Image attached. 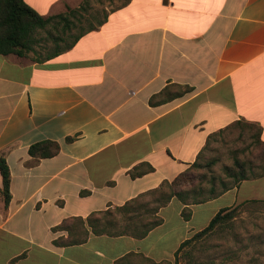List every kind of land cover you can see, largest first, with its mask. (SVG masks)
<instances>
[{"label":"crops","instance_id":"obj_1","mask_svg":"<svg viewBox=\"0 0 264 264\" xmlns=\"http://www.w3.org/2000/svg\"><path fill=\"white\" fill-rule=\"evenodd\" d=\"M80 1L24 0L41 17ZM117 1L49 59L0 54V157L9 174L0 264H175L179 243L219 208L264 198L250 192L263 175L199 203L169 198L141 238L90 232L88 215L162 187L235 122L258 126L264 142V0ZM43 140L56 154L28 155ZM155 196L140 202L150 207ZM72 217L85 239L54 245L66 236L54 229L63 219L82 237Z\"/></svg>","mask_w":264,"mask_h":264},{"label":"trees","instance_id":"obj_2","mask_svg":"<svg viewBox=\"0 0 264 264\" xmlns=\"http://www.w3.org/2000/svg\"><path fill=\"white\" fill-rule=\"evenodd\" d=\"M127 1H120V5ZM91 2L92 0H81L74 8L65 7L63 12L41 17L24 0H0V54L12 53L21 56L31 53L32 59L43 61L68 49L79 36L94 27L88 18V15L91 14L88 12ZM91 15L93 16V14ZM102 18H105V11H103ZM83 22L85 23L82 24ZM101 22V20H97V24ZM73 29L75 30L72 31ZM234 125L239 127L237 128V136H241L244 131L247 133L246 138L248 141L245 148L249 149L248 151L252 153V157L245 160H241L236 156L232 157L231 165L223 167V173L229 181L211 174L213 159L199 161L198 156L196 160L178 172L169 182H165L162 187L144 193L156 195L152 199L154 203L152 206L146 207V204L140 202L141 196L144 195L142 194L126 200L122 205L113 209H105L97 212V215H94V213L88 215L85 222L90 232L111 236L128 234L141 238L148 230L160 223L161 218L155 215L156 209L169 198L175 197L182 204L199 203L219 195L240 180L263 176L264 142L259 137L260 128L254 124L239 121L235 122ZM71 139L72 137H66L67 141ZM57 151L58 145L50 140L35 142L27 147L28 155L35 158L50 157L56 154ZM253 168H257L258 171L254 172ZM0 178V194L5 205L9 199V174L2 157H0ZM215 181L218 188L214 186ZM203 183H207L208 188H203ZM256 201L259 200L247 199L243 202ZM238 205L219 208L203 228L179 243L173 253L174 257L190 241L224 226L233 217ZM113 213H117L119 216L116 218ZM143 214L147 215L149 219L143 220L141 218ZM189 214V208L182 207L180 215L184 220L188 219ZM71 219L76 220L81 226L82 237H78L73 232V224H66L68 219H63L54 226V229L66 230V236H57L52 239L54 245L67 246L80 243L85 239L87 231L82 225L83 221L79 217H72Z\"/></svg>","mask_w":264,"mask_h":264},{"label":"rangeland","instance_id":"obj_3","mask_svg":"<svg viewBox=\"0 0 264 264\" xmlns=\"http://www.w3.org/2000/svg\"><path fill=\"white\" fill-rule=\"evenodd\" d=\"M118 2L92 0L88 12L93 16L88 15L89 21L94 22L92 17L100 18L105 9L109 10ZM237 133L238 129L234 128L221 137L215 136L205 149L204 156L199 158V161L213 159L211 174L225 181L229 179L224 175L223 167L231 165L233 156L241 160L252 157L249 149L245 148L247 133L244 131L241 136H237ZM253 171L257 172L258 169L253 168ZM244 185L247 187L249 184H242L239 192L244 190ZM255 185L257 187L254 186L250 192L264 195V177L257 180ZM214 186L218 188L216 181ZM233 198L234 194L230 192L217 200V203L223 205ZM254 199L259 201L237 202L239 205L233 217L224 226L184 245L174 258L175 264H264V198Z\"/></svg>","mask_w":264,"mask_h":264}]
</instances>
